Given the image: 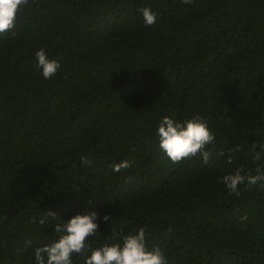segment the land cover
Instances as JSON below:
<instances>
[{
	"label": "trees",
	"instance_id": "obj_1",
	"mask_svg": "<svg viewBox=\"0 0 264 264\" xmlns=\"http://www.w3.org/2000/svg\"><path fill=\"white\" fill-rule=\"evenodd\" d=\"M13 31L0 37V264H35L56 239L45 211L96 212L93 248L147 225L168 264H264V182L239 197L218 182L255 175L264 144V0H29ZM40 49L61 63L50 80ZM196 115L215 134L209 163L171 162L159 122Z\"/></svg>",
	"mask_w": 264,
	"mask_h": 264
},
{
	"label": "clouds",
	"instance_id": "obj_2",
	"mask_svg": "<svg viewBox=\"0 0 264 264\" xmlns=\"http://www.w3.org/2000/svg\"><path fill=\"white\" fill-rule=\"evenodd\" d=\"M181 2L190 5L192 0H181ZM28 3L29 0H0V37H6L8 33L15 36L13 29L16 27L18 13ZM139 12L146 26L155 24L157 14L150 7H142ZM35 55L36 67L41 71L43 78L52 79L61 68L59 60L49 59L43 49L37 51ZM157 136L160 150L171 162L181 163L186 159L200 157L204 164L209 163L211 152L206 149L208 145L214 144L215 134L209 129L207 121L199 115L182 122L166 116L159 122ZM256 148L260 150L255 151ZM251 149L254 152L253 163H256L255 175L251 170L245 172V167L241 165L234 172L223 175L218 181L228 190L229 195L234 194L239 197L241 195L239 185L246 183L251 187L264 182V144L253 143ZM233 150L241 149L237 146L230 150L226 160L228 164L233 163L231 155ZM81 163L91 166L92 161L87 157H81ZM112 167L114 172H120L131 167V163L125 160ZM260 187H264V183H260ZM48 217L59 221L53 227L56 239L51 244L34 249L35 264H73V257L77 255L85 257L84 264H168L162 248L154 246L149 249L147 225L127 234L123 229L117 231L114 227L109 242L93 248L88 240L98 236L99 224L96 212L78 214L67 221H62L54 212L45 211L39 223L44 225ZM241 219L246 220V216ZM103 220L108 222L110 216L105 215ZM168 231L170 232L171 228ZM26 243L30 245L31 241Z\"/></svg>",
	"mask_w": 264,
	"mask_h": 264
}]
</instances>
